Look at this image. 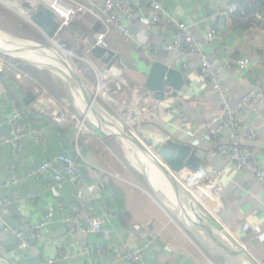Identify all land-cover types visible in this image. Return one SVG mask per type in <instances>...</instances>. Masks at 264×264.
I'll use <instances>...</instances> for the list:
<instances>
[{
	"label": "crops",
	"instance_id": "1",
	"mask_svg": "<svg viewBox=\"0 0 264 264\" xmlns=\"http://www.w3.org/2000/svg\"><path fill=\"white\" fill-rule=\"evenodd\" d=\"M0 1L28 16L48 9L47 4L39 0ZM133 1L138 12L139 24L131 29V35L145 42V38L150 35L148 27L151 11L140 0ZM157 1L170 16L191 26L192 35L203 52L210 54L212 50L217 49L221 61H246L244 69L240 70L236 66L230 72L224 71L221 75V78L225 74L230 76L225 86L228 93L240 96L247 87L257 86L264 96V21L259 22L254 16L257 12L255 4L258 0ZM231 4L244 9L245 14H234L228 18L222 16L227 6ZM80 28L88 29L90 33L94 32V28L100 29L85 20L77 21L64 31L62 42L67 46L73 45L69 51L78 53L89 40L90 36L84 33L86 30ZM209 31L215 32V39L210 45L205 40ZM162 33H159L158 39L150 35L149 43L153 45L159 43L163 39ZM123 40L117 49L115 48L117 41L111 40L112 46L110 44L109 50L114 53V58L109 65L96 64L109 76L111 95L120 113L119 116L139 135H144L145 132L153 129L163 133L159 123L144 111V109L151 111L157 101L155 94L147 93L144 88L152 63L145 57L144 50L140 46L137 47L135 42ZM179 56L176 53L172 55L161 52L159 62L181 72ZM3 60L6 61L4 58ZM183 61L189 66L186 70L190 71L196 63V57L187 55ZM79 70L83 74L82 78L86 79V84H91L94 76L87 67L81 64ZM47 81L44 88L26 72L14 71L7 66L0 72V84L3 89L0 95V119L10 115L12 101H16L18 106L26 111L20 121L27 134L25 148L20 156L15 157L9 145L0 148V201L12 196L11 190L2 186L10 177V165L15 166L19 178L25 179L16 186L18 198L12 200V204L0 214V219L2 222H8L10 226H15L16 220L20 217L29 223H36L42 219L45 211L53 212V222L45 230L43 239L27 249H21L9 233L0 229V264H33L53 258L56 251L67 258L55 264H88L87 257L76 256L81 236L67 235L63 223L65 213L58 210L57 205L64 201L69 209L74 208L76 192H81L87 199H94L96 187L103 179L107 180V187L100 193L98 199L93 200V206L95 215L106 212L105 227L110 231V238L105 240L98 234H90L86 236L89 246L102 245L107 250V258L114 259L115 251H128L145 241L149 247L137 264H227L222 256L203 245L192 232L169 219L159 202L138 189L141 188L137 186H141L139 183L146 185L148 182L150 188L154 190L148 179L146 181L142 175L135 174L122 165H115L119 162L115 155L116 149L113 148L106 132L91 117L87 119V128L82 133L79 143L83 148V158L88 163L119 176L120 179L105 174L99 175L86 166L80 168L83 182L80 187H74L69 183L53 186L50 172L39 178L28 177L30 168L50 161L56 155L69 154L68 148L73 144L78 121L82 117L80 111L85 110L86 107L82 97L75 100V103H70L67 93L60 94L59 90L54 98L50 92L59 89L62 84L59 83L58 87L50 76ZM188 85V92L193 94L190 99L191 104L194 100L205 96V86L200 78L191 77ZM61 91L64 92L63 89ZM28 96L31 99L25 101ZM207 100L212 99L206 98L200 105L210 108V102ZM96 108L105 118L112 119L115 116L111 110L102 105ZM260 119L258 147L260 155L264 157V109ZM33 133L41 135L44 140L43 145L34 143ZM0 135L9 137L8 127H1ZM153 169L156 171L154 167H148L152 173ZM234 180V184L229 180L224 181L223 187L216 191L217 217L213 221L220 230L217 233L215 227V231L221 234L219 235L222 241L229 247L232 246L234 251L245 253L256 264H264V191L254 187L251 182H244L243 179L234 178ZM244 223L249 225L247 232L241 229ZM135 226L140 230L136 231ZM229 237L236 238L240 244L231 245L228 241ZM164 247H169L170 250L165 251ZM92 261L97 263L99 259L93 257ZM234 261L235 264H248L240 257L235 258Z\"/></svg>",
	"mask_w": 264,
	"mask_h": 264
},
{
	"label": "built area",
	"instance_id": "2",
	"mask_svg": "<svg viewBox=\"0 0 264 264\" xmlns=\"http://www.w3.org/2000/svg\"><path fill=\"white\" fill-rule=\"evenodd\" d=\"M39 1L46 3L48 9L55 16L58 24L56 37L81 20L84 14L93 17L100 24V29L91 33L79 55L73 51H66L67 61L69 60L72 66L75 65L74 61H78L91 69L95 78L88 85V89L93 107L97 110L96 107L102 105L114 113L115 116L111 119L112 122L122 130L127 128L128 134L162 163L178 185L183 198L194 209L199 207L204 211L196 210L197 213L207 214L213 220L216 219V191L223 187L224 181L229 180L230 183L234 184V178L243 179L244 182H251L254 187L264 191V157L260 155L258 147L259 121L261 120V112L264 109L263 93L259 87L253 86L247 87L240 96H234L225 89L226 80L230 76L225 74L221 78L224 71L230 72L236 66L240 70L244 69L246 61H221L217 49L212 50L210 54L203 52L192 35L191 26L170 16L157 0H140L151 11L148 27L151 36H149L158 39L157 37H160L159 33L163 32L162 34H164L163 39L155 45L149 43V36L143 42L139 37L134 38L131 35V29L139 24L138 12L133 0H101L99 2L97 0ZM0 3L9 8L14 14H19L29 26L44 36L43 32L31 22L30 15L17 12L1 1ZM236 11L237 6L231 4L227 6L221 15L228 18ZM255 18L259 22L264 21V16L260 13L256 14ZM111 33L135 42L137 47L140 46L144 50L145 57L151 63L159 61L161 52L180 55L179 65L182 71L179 72L184 81L182 88L176 91L172 87L166 86L161 99H157L151 111L144 109L145 113L150 114L159 123L164 131L163 133L153 129L145 132L144 135H139L119 116L120 113L115 107L111 95L109 76L96 64L102 63L101 60L95 59L91 54L92 49L96 47L104 51L109 50L107 37ZM214 39L215 32L209 31L205 38L206 43L210 45ZM187 55L196 57V63L190 71L186 70L189 67L188 64L185 61L182 62ZM5 66L18 71L12 62L4 61L3 57L0 56V72L3 71ZM191 77L200 78L205 86V96L194 100L192 104L190 99L193 94L188 92V82ZM84 80L86 81V79ZM2 92L3 89L0 84V95ZM206 98L212 99L207 100L210 102V108L200 105L205 102ZM24 114H26V111L19 107L16 101H12L10 115L0 119V128L8 127L10 135L9 137L0 135V148L9 145L15 157L20 156L24 151L27 139L24 125L20 121ZM89 115L92 117L87 107L85 115L78 121L73 144L68 148L69 154L56 155L52 160L30 168L27 173L28 177L39 178L50 172L53 186L69 183L74 187H80L83 185L80 168L86 166L90 170L98 172L99 175L105 174L120 179L119 176L92 165L83 158V148L79 143L82 133L87 128L86 122ZM33 135L34 143L44 144V140L39 133H33ZM147 141H151L152 145L148 146ZM168 142H177L191 148L201 160V166L198 168L184 166L178 170H171L160 160L155 151V147L165 145ZM9 174V179L2 186L10 189L12 196L0 201V214L6 211L12 204L13 199L18 198L16 186L25 181V179L17 176L14 165L9 166ZM107 184L106 179L99 181L94 199L100 197V193L107 187ZM138 189L144 192L142 188ZM149 197L155 199L152 194H149ZM94 199H87L81 192H76L74 195V208L69 209L64 201L59 202L57 205L58 210L65 213L63 223L67 235L71 237L81 236L78 241L76 256L87 257L89 259L88 264L139 263L149 247V244L145 241L128 251H115L114 259L107 258V250L102 245L96 244L93 247L88 245L86 236L90 234H98L105 240L110 238V231L105 227L106 212L103 211L99 215L94 214ZM163 211L172 220L167 211L165 209ZM107 212L109 211L107 210ZM52 222L53 212L45 211L42 219L36 223H29L23 217H20L16 220L15 226H10L8 222H2L0 219V229L9 233L21 249H27L43 239L45 230ZM134 229L136 231L140 230L138 226H135ZM241 229L243 232H247L249 231V225L244 223ZM228 241L231 245L239 243L234 237H229ZM164 250L169 251L170 248L164 247ZM93 257H98L99 261L97 263L93 262ZM66 258L67 256L56 251L53 258L33 264H55L66 260Z\"/></svg>",
	"mask_w": 264,
	"mask_h": 264
},
{
	"label": "rangeland",
	"instance_id": "3",
	"mask_svg": "<svg viewBox=\"0 0 264 264\" xmlns=\"http://www.w3.org/2000/svg\"><path fill=\"white\" fill-rule=\"evenodd\" d=\"M22 27H25L28 30L32 31L31 32V33H33L32 35L37 36L39 38V40L36 41V40H32L30 38L23 37V36H25V33H23V31H22ZM84 28H86V27H84ZM81 30H86V32H84V33L91 36V33H90L91 31H89L88 29H81ZM0 33L2 34V35H0V37H2L3 39H6L8 41V43L11 45H14V46H17L20 48L25 46V48H32L33 50L44 49V51L42 53L38 52L39 54L38 53L36 54L37 58L34 56L27 55L28 57L36 58L37 60H25L23 58H20L19 56H23L24 53L19 54V56H18V54L14 56L12 54L5 53L1 50H0V56L3 57L7 61L14 60V61L29 65L34 71H36L35 73L37 74V78L44 82V83H42L39 80L35 79L36 82L38 81L40 83V85H42L43 87L46 86L45 84L48 83L47 79L49 78V76L51 78L53 77V79H54L55 83L58 85V87H59V83H61L62 86L59 87V89H55L54 91L50 92L52 95H54V98H56V96L58 94V92H57L58 90L60 91V94L67 93L66 95L68 98V102H70V103H73L75 100L81 99L80 97H82V94L79 90L77 83L71 78L70 74H68L67 71L62 70L63 67L60 66L61 63L58 60V56H60L64 61H66L67 64L69 65V67H71V69H73L77 73V76L80 77V79L83 83V86L87 90L88 94H90L89 89H88V85L86 84V81L82 78L83 74L79 70V66L82 63H80L78 61H74L75 65L72 66L69 63V60L67 61V56H66L67 50L63 49L62 45L60 44V42L64 38V36H63L64 32L59 34L53 40L47 39L45 36L40 34L38 31L33 29L31 26H29L28 23L24 19H22L21 16H19V14L18 15L14 14L12 11L9 10V8L5 7L4 5H2L0 3ZM111 40L117 41V46L115 47L116 49H117L118 45L124 41L123 39L119 38L117 35H115L113 33L109 34V36L107 37V42H108L109 46H110V44L112 46ZM71 47H73L72 44L70 45V48ZM79 54H80V51L78 52V55ZM140 56H141V53H140ZM59 66H60V68H59ZM87 69L89 70V72L91 74H93L89 67H87ZM94 78H95V76H94ZM94 78H93V80H94ZM141 88L143 89L142 85H141ZM61 89H63L64 92H62ZM147 93H148V91H147ZM86 109H87V105L85 107V110L80 109L81 110L80 111L81 116L85 115ZM90 117L91 116L89 115L88 119L92 118V117L91 118ZM105 120L115 124L114 122H112L113 120H111L108 117L105 118ZM101 128L106 132L107 136L111 140V143L113 144V148L116 149L115 155H116L117 161H119V162L115 163V165H122V167H124L126 169H130L133 173H135V174L137 173L138 175H142L146 181L148 179V181L151 184V187L154 190H152L150 188V185L148 184V182H146V185H145L143 183L142 184L139 183L140 181L138 180L137 182L141 186H139V185H137V186L141 187L147 196H149V194H152V197L155 198L157 200V202H159V204H161V206H163V209H165L167 211V213L173 218L172 219L173 221H175L181 227L185 228L187 231L192 232L203 245L208 247V245L204 241L203 237L199 234V232L193 230L192 228H189V226H187L185 224V223L192 222L193 219L191 218L190 214H186L185 216H183V214H181V212L179 211V207L177 205V202L174 199V196L172 195L173 194L172 190H171L169 184L167 183V181L165 179H164L165 181L158 180L157 178H156L157 180H155L154 176L156 174H153L154 172L152 173L148 170V167H154V165L151 166L148 162H146L145 161L146 159L142 153H140L139 151H137L136 149H134L132 146L128 145L127 143L123 142L122 140H120L117 136H114L113 132H112L113 130L111 128L108 129L110 132L107 131V129H104L103 127H101ZM123 131L128 134L127 128H124ZM128 135L130 137H132L130 134H128ZM117 167H120V166H117ZM113 168L115 169V166ZM147 170H148V173H147L148 176L152 177L151 179L147 178V176H146ZM149 172L151 174H149ZM138 183H136V184H138ZM134 186H136V185H134ZM184 201L186 202L185 204H186L187 208H191V205L188 203V201H186L185 198H184ZM195 210H200V211L204 212L199 207H198V209H195ZM198 215L200 217H202L203 219L207 220L208 222L211 221L212 223L215 224L213 219L210 216H208L207 214L202 213V215H201V213H198ZM217 233H218V231H217ZM220 238L222 239V237H220Z\"/></svg>",
	"mask_w": 264,
	"mask_h": 264
},
{
	"label": "water",
	"instance_id": "4",
	"mask_svg": "<svg viewBox=\"0 0 264 264\" xmlns=\"http://www.w3.org/2000/svg\"><path fill=\"white\" fill-rule=\"evenodd\" d=\"M30 20L35 25V27H37L43 32L44 36L47 39L52 40L56 37L58 24L51 10L47 9L44 12L33 13L32 15H30ZM81 20H85L91 25H96L100 27V24L97 23L93 17L87 14H84L81 17ZM98 30L99 29L94 28V31ZM0 35L2 34L0 33ZM60 44L62 45L63 49L70 50V46L65 45L62 41L60 42ZM91 54L95 59L101 60V62L104 64L111 63L112 59L114 58V53L112 51H104L97 47L92 49ZM58 60L62 65L65 66V68L69 69L70 76L77 83L82 97L88 107V110L91 113L92 117L95 119L96 123L100 127H103L104 124L112 127L115 130V133H113L114 136H117L123 142L132 146L134 149H136L143 155L148 152V150L143 145L138 143L135 139L130 137L127 133H125L115 124L105 120L99 114V112H97L95 107H93L92 105L91 97L83 86L80 77L77 76V73L73 69H71L67 62L64 61L60 56H58ZM183 84L184 81L179 71L168 68L159 61H156L153 62L150 66L148 76L144 84V88L148 92L155 94L157 99H161L164 88L166 86L172 87L174 90L179 91L182 88ZM29 99H31L30 96H28L25 101H28ZM146 143L148 146L152 145L151 141H147ZM155 151L160 160L164 162L171 170H178L184 166L190 168H198L201 166V160L195 155L194 151H192L191 148H189L188 146L178 144L177 142H168L165 145L157 146L155 147ZM151 155L153 159L152 162L169 184L181 214H183V216H185L186 214H192L195 217L192 222L184 223L189 226V228L198 231L199 234L203 237L208 247L220 256H222L226 260L227 264H235L234 260L238 257L246 261L248 264H256L245 253L238 250L234 251V248L232 246L229 247L228 245H226V243H224L220 238V235L216 233V225L200 217L193 206H191V208H187L183 195L178 185L171 177L169 171L165 169L162 163L153 154ZM212 225H214V227ZM216 229L217 231L220 230L217 227Z\"/></svg>",
	"mask_w": 264,
	"mask_h": 264
},
{
	"label": "bare ground",
	"instance_id": "5",
	"mask_svg": "<svg viewBox=\"0 0 264 264\" xmlns=\"http://www.w3.org/2000/svg\"><path fill=\"white\" fill-rule=\"evenodd\" d=\"M0 50L1 51H3V52H5V53H8V54H12V55H17L18 54V56H19V54H23V56H19L20 58H23V59H25V60H37L36 58V54L38 53V52H43L44 51V49H42V50H33L32 48H25V46L24 47H17V46H14V45H11V44H9L8 43V41L6 40V39H3L2 37H0ZM39 54V53H38ZM27 55H31V56H34V57H36V58H31V59H29L28 58V56ZM47 55V54H46ZM58 66V65H57ZM60 66H62L63 67V69L62 70H64V71H67L68 72V74H70L69 72V69L68 68H65V66L64 65H60ZM60 66H59V68H60ZM85 108V107H84ZM103 128L104 129H112L113 131V133H115V130L112 128V127H110V126H108V125H106V124H104L103 125ZM110 132V131H109ZM145 156V161L146 162H148L151 166H153L154 165V163L152 162V155H151V153L148 151V152H146L145 154H144ZM146 165V164H145ZM147 166V165H146ZM154 168L156 169V171L153 169V171L154 172H156V175L154 176L155 178V180H163V181H165L164 180V178H163V176H162V174H161V172L157 169V167L154 165ZM148 170H147V172H146V176H147V178H152V177H149L148 176ZM149 174H151L150 172H149ZM157 178V179H156ZM173 195V194H172ZM191 218L194 220L195 219V217H192V215H191Z\"/></svg>",
	"mask_w": 264,
	"mask_h": 264
},
{
	"label": "trees",
	"instance_id": "6",
	"mask_svg": "<svg viewBox=\"0 0 264 264\" xmlns=\"http://www.w3.org/2000/svg\"><path fill=\"white\" fill-rule=\"evenodd\" d=\"M257 7V12H255L254 16L258 13L262 14L264 16L263 13V9H264V0H258L257 3L255 4ZM235 14H245L244 9H240V7H237V11ZM234 15V14H233ZM256 19V18H255ZM22 31L23 33H25V38H30L32 40H39V38L37 36L32 35L33 33H31L32 31L28 30L25 27H22ZM10 62H12L16 68V70H18L19 72L23 73L26 72L29 74V76L33 77L34 79L39 80L40 82L44 83L43 81H41L40 79L37 78V74L35 73L36 71H34L29 65L24 64V63H20L14 60H10Z\"/></svg>",
	"mask_w": 264,
	"mask_h": 264
}]
</instances>
